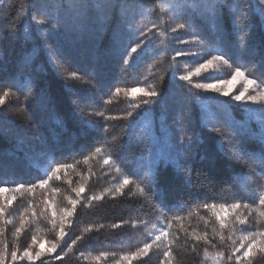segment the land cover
I'll return each instance as SVG.
<instances>
[{
    "label": "trees",
    "instance_id": "trees-1",
    "mask_svg": "<svg viewBox=\"0 0 264 264\" xmlns=\"http://www.w3.org/2000/svg\"><path fill=\"white\" fill-rule=\"evenodd\" d=\"M236 70L264 0H0V264H264V143L196 87Z\"/></svg>",
    "mask_w": 264,
    "mask_h": 264
},
{
    "label": "snow or ice",
    "instance_id": "snow-or-ice-1",
    "mask_svg": "<svg viewBox=\"0 0 264 264\" xmlns=\"http://www.w3.org/2000/svg\"><path fill=\"white\" fill-rule=\"evenodd\" d=\"M38 22L40 24H44L45 23V20L41 19ZM181 27H183V25H181ZM136 50H137V48H133L132 49V52L135 53ZM222 59L223 58L222 57H219V56L214 58V60H222ZM213 62L214 61H208V63L202 64L200 66V68H198L196 70L195 73H192L189 76H181L180 79L181 80H185V81H189L191 75H199V73L201 71L206 70L209 67H211L212 64H213ZM224 62L227 63V61H224ZM243 76H244V73L241 70H236L235 76L232 78V81L231 82H225L223 86L218 85V84H211V83H209V84H197L196 87L197 88L207 89V90H212V91H215V92H220L224 96H229L230 93H231V88L229 87V85L231 83H234L237 79H239V78H241ZM246 83L249 86H251V85L255 84L256 81L249 79V80L246 81ZM135 91H142V90L141 89H136ZM247 91H248V88H245L244 92H242L239 95L234 96L233 99L235 101H242V100H244L245 99V93H247ZM7 95H8V93H5L4 94V97L0 98V105H3L5 103V99L7 98ZM144 95L147 96V97H153V96H156L157 93L154 92V91H147V92H144ZM247 99L251 100L252 102H256V100H257V98L255 96L248 97ZM260 119H261V122L264 123V117H261ZM261 142L264 143V137H261ZM238 151H241V148H238ZM104 162H105V164L109 163L108 160H105ZM57 171H59V169H57ZM46 183H47V181L45 180V181H43L41 183L40 186L43 187ZM124 183L125 184H128L129 181L128 180H125ZM83 191H84V188L83 187H81L80 189H78L77 190V196H79ZM71 203L73 204V207H74L76 201H71ZM261 204H264V200L261 201ZM213 207H215V206L213 205ZM232 207L233 208H238V207H240V205L233 204ZM53 215H55V212H53ZM65 215L66 216L67 215H71V213L70 212H66ZM261 215H264V213H261ZM220 221H221V226L222 227H227L223 216L220 217ZM245 223H247L246 220H244V219H241L240 220V224H245ZM60 235H61V237H63V235H64L63 229H61ZM262 235H264V234H262ZM155 239L157 241H160L162 239V237L161 236H157ZM55 247H56V245H53L52 248L50 249V251L54 250ZM241 247H243V245ZM151 248H152V244H146L145 247H144V249H143V254L147 255L148 252H149V250ZM255 250H258L260 252H264V241H255L254 240L253 242L249 243L248 246H247V248L245 249V251L241 254L242 258L243 259H249V258H251L252 255H253V252ZM37 255H39V254H37ZM168 255L171 256V252H169ZM24 256L25 257H28L29 259H31V254L29 252H25L24 253ZM11 259L13 261L16 260V254L15 253H12ZM0 260H2V258H0Z\"/></svg>",
    "mask_w": 264,
    "mask_h": 264
},
{
    "label": "rangeland",
    "instance_id": "rangeland-1",
    "mask_svg": "<svg viewBox=\"0 0 264 264\" xmlns=\"http://www.w3.org/2000/svg\"><path fill=\"white\" fill-rule=\"evenodd\" d=\"M210 61H214L212 66L206 70L201 71L199 73L200 76L202 75L206 76L209 73L214 72L216 71V69L219 68V66L217 65L218 62H216L215 60H210ZM200 66L196 67L192 73H195L196 70L200 68ZM199 75H191L190 77H195ZM234 76L235 74L229 80L221 81L216 84L223 86L225 82H231ZM247 80L248 79L245 78V76H243L237 79L234 83H231L229 85V87L231 88V93L229 96H224L220 92H215L212 90H209V91H212L213 94L215 95H220L221 97L228 98L230 101H232V103L241 105L247 112H249L250 117H248L243 122H239L237 126H239L242 130H244V132L250 133V135L261 139V137H264V123H262L261 120L259 119L257 120L256 117L257 115L260 114V112H263L264 110V89L259 88L257 84H253L249 86L246 83ZM245 88H248L247 93H245V99L242 101H235L233 97L244 92ZM137 94H138V91L133 92V95H137ZM251 96H255L257 98L256 102H252L251 100L247 99L248 97H251ZM251 124H255V127H251ZM253 130H257L256 133ZM208 263L217 264L218 262L216 261V259L211 258L209 259Z\"/></svg>",
    "mask_w": 264,
    "mask_h": 264
}]
</instances>
